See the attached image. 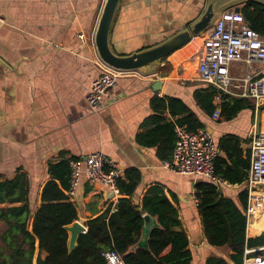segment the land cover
I'll return each mask as SVG.
<instances>
[{
  "label": "crops",
  "instance_id": "obj_1",
  "mask_svg": "<svg viewBox=\"0 0 264 264\" xmlns=\"http://www.w3.org/2000/svg\"><path fill=\"white\" fill-rule=\"evenodd\" d=\"M247 1L220 3L242 7ZM104 3L105 0H0V183L26 173L33 212L40 203L41 186L49 177V163L84 159L102 152L123 171H140L136 200L154 185H160L168 196H177L183 223L192 239L191 264H206L211 256L228 258L230 248L210 245L202 231L196 191L198 184L209 180L173 171L159 157L157 148L141 144L138 136L155 126L145 125L152 115H165L173 122L181 117L169 109L162 114L154 105L157 97L182 100L204 127L213 131L216 141L227 133L250 139L255 126L264 131V109L250 100L254 109L247 108L234 119L219 122L198 106L194 91L206 83L191 78L195 72L191 58L201 44H194V37L152 73L135 70L118 77L116 85L104 94L100 107L91 110L86 97L102 71L95 33ZM207 3L208 0H121L110 32L112 48L119 54H131L157 44L196 21ZM189 63L194 64L193 70ZM157 81H162L160 87H156ZM214 103L221 104L220 96ZM177 126L186 125L177 124L175 131ZM245 188L246 181L227 183L220 191L240 204L239 194ZM254 194L257 202L253 211L248 212L247 206L248 238L264 232L250 231L252 223L264 230V220L260 222L264 217V185L258 186ZM75 199L83 209V217L100 213L110 200L114 201L113 207L116 204L106 187L84 179ZM22 205L23 202H0V248L20 245V239L17 242L7 237L10 224H15V218L7 213ZM153 218L157 224V218Z\"/></svg>",
  "mask_w": 264,
  "mask_h": 264
},
{
  "label": "trees",
  "instance_id": "obj_2",
  "mask_svg": "<svg viewBox=\"0 0 264 264\" xmlns=\"http://www.w3.org/2000/svg\"><path fill=\"white\" fill-rule=\"evenodd\" d=\"M241 12L247 24L264 35V1L249 0L241 7ZM217 96L221 98L218 106L214 103ZM194 98L209 116L219 108V122L230 121L241 111L255 108L250 100L232 97L207 84L195 89ZM154 100L162 114L169 109L181 117L173 122L165 115L150 116L145 125L155 126L141 133L138 141L156 147L159 157L168 162L172 160L177 141L176 125H186L190 131H196L204 124L182 100L170 97ZM263 109L264 105L260 107ZM249 141L235 133H227L217 140L220 154L215 160V173L228 183L241 184L247 180L250 151L244 144ZM70 171L67 159L49 163V177L41 186L40 203L33 212L29 207L26 173L20 172L14 179L0 183V202H23L21 207L7 213L8 217L15 218L7 237L15 238L17 242L20 239V245L8 248L5 253L0 248V256L4 257L0 258V264H108L104 253L111 250L122 255L124 264H191L189 246L192 239L183 223L176 195L168 196L160 185H154L136 200L134 194L141 173L130 168L124 170L123 177L117 181L120 196L115 207L114 201L110 200L100 213L83 217L81 205L69 193ZM248 194L247 188L240 192L239 204L225 197L209 181L198 184L196 197L205 239L212 246H227L232 251L228 258L211 256L206 264H244L247 248L264 246V232L247 237ZM12 211H15L14 215ZM146 214L156 217L158 223L151 227L145 245H141ZM76 220L82 221L87 230L80 235L77 247L69 252V233L65 225ZM263 220L264 217L260 222ZM250 227L251 233L264 231L255 223Z\"/></svg>",
  "mask_w": 264,
  "mask_h": 264
},
{
  "label": "built area",
  "instance_id": "obj_3",
  "mask_svg": "<svg viewBox=\"0 0 264 264\" xmlns=\"http://www.w3.org/2000/svg\"><path fill=\"white\" fill-rule=\"evenodd\" d=\"M201 39L198 53L193 55L195 72L191 78L232 97L252 100L257 108L264 105V35L253 30L242 12H236L232 7L223 10ZM101 70L86 97L91 110L100 107L104 94L116 85L118 77L129 73L103 62ZM220 114L221 110L217 108L213 118L219 119ZM176 132L173 157L166 162L167 166L179 174L206 178L221 190L228 182L215 173V160L220 150L213 131L207 127L190 131L186 126H177ZM246 148L250 151L246 180L248 212H252L257 202L254 192L258 186L264 185V131L255 126ZM69 165V193L74 198L84 179L91 184H102L112 199L118 200L117 181L123 177L124 171L112 158L94 152L84 159H69ZM104 255L108 264H124L122 255L116 251H107ZM244 264H264V246L247 248Z\"/></svg>",
  "mask_w": 264,
  "mask_h": 264
},
{
  "label": "water",
  "instance_id": "obj_4",
  "mask_svg": "<svg viewBox=\"0 0 264 264\" xmlns=\"http://www.w3.org/2000/svg\"><path fill=\"white\" fill-rule=\"evenodd\" d=\"M120 2L121 0H105L95 33V46L98 56L109 67L129 72L140 70L146 74L152 73L161 62L192 41L194 37L204 36L223 10L233 7L232 3L222 5L220 0H208L203 13L189 26L157 44L131 54H119L112 48L110 32ZM235 11L240 12L241 7H235ZM161 84L162 81H157L156 87H160ZM153 225H155L153 216L146 214L141 245H145L148 233ZM65 229L69 233L68 250L72 252L78 245L80 235L86 232L87 228L82 221L76 220L65 225Z\"/></svg>",
  "mask_w": 264,
  "mask_h": 264
},
{
  "label": "rangeland",
  "instance_id": "obj_5",
  "mask_svg": "<svg viewBox=\"0 0 264 264\" xmlns=\"http://www.w3.org/2000/svg\"><path fill=\"white\" fill-rule=\"evenodd\" d=\"M257 1H263V0H257ZM201 38V37H200ZM114 50V49H113ZM191 59H193V57L191 58ZM188 66H190V67H192V70H193V67H194V64L192 65V63H189V64H187ZM194 72V71H193ZM191 76H193V75H191ZM200 82V81H199ZM4 250H6V252H8L9 251V249H4Z\"/></svg>",
  "mask_w": 264,
  "mask_h": 264
},
{
  "label": "bare ground",
  "instance_id": "obj_6",
  "mask_svg": "<svg viewBox=\"0 0 264 264\" xmlns=\"http://www.w3.org/2000/svg\"><path fill=\"white\" fill-rule=\"evenodd\" d=\"M201 41H202V39H201L200 37H197V38H196V41L193 42V43H194V44H196V43L199 44V43H201ZM261 197H262V196H261Z\"/></svg>",
  "mask_w": 264,
  "mask_h": 264
}]
</instances>
